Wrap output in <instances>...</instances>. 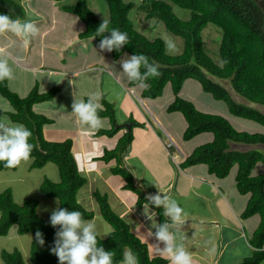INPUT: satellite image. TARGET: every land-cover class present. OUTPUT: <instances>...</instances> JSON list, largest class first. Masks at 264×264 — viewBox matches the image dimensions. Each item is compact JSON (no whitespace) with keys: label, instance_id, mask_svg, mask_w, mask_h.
<instances>
[{"label":"trees","instance_id":"obj_1","mask_svg":"<svg viewBox=\"0 0 264 264\" xmlns=\"http://www.w3.org/2000/svg\"><path fill=\"white\" fill-rule=\"evenodd\" d=\"M59 2L63 11L76 15L84 24V30L78 35L80 39L93 38L100 42L102 36H96V30L102 23L87 5L86 0H52ZM107 6L109 31L117 28L127 32L130 43L119 51L110 53L112 59H118L122 54L143 53L159 65L160 76L149 78L148 90L141 89V97L155 99L161 95L163 88L169 84L173 101L166 107L167 112H179L186 128L182 134L184 141L190 140L201 133H211L212 141L197 146L181 163V167L204 164L210 174L223 178L232 167H236L235 186L240 194H248L249 198L241 214L242 218L257 214L259 224L249 239L254 248L250 257L242 264H259L264 260V172L251 175L252 169L258 162L264 163V156L258 150L238 151L229 149V143L263 144L264 134L237 131L222 116L203 113L194 105L179 96L183 81L192 79L199 83L201 89L215 100L224 102L227 111L233 116L253 121L264 127V114L259 110L237 103L229 91L212 79L228 81L231 90L248 102L264 105V12L253 0H140L138 9L146 19L161 21L164 28L171 34L182 39L180 54L168 55L161 38L149 39L140 33L132 24L128 13L132 3L123 0H104ZM189 12L187 20H181L173 11L172 6ZM0 14L13 18L24 17V9L19 0H0ZM216 26L220 32L217 65L205 52L201 39V31L206 24ZM156 23H153L155 26ZM105 33L104 36H109ZM143 71V69H142ZM130 86H136L129 81ZM58 91L57 87L39 93L37 87L24 97H20L8 88L7 80L0 82V96L11 107L8 117L12 122L23 123L32 132L30 143L34 145L31 153V169H40L47 163L57 167L59 182L53 183L44 179L39 191L47 198L59 200L58 207L69 211L82 212L85 219L93 217L91 211L85 210L77 201V191L86 183V179L78 172L71 153V140L62 142L46 141L42 127L49 120L36 114L34 104L49 101ZM87 100V99H85ZM104 110L99 115L108 118L110 128L96 131V135L112 137L125 125L130 124L117 139L111 150H105L99 160L108 163L114 161L109 168L110 173L120 176L124 188L136 195L138 206L146 203V195L134 184L131 173L122 164V155L127 151L132 140V128L142 127L143 124L131 118L127 123L118 124L114 117L111 104L102 101ZM6 168L0 162L1 170ZM99 214L110 226L111 231L105 238L97 237L98 244L107 251L115 253L114 261L122 260L125 249H131L138 255L140 264H164L162 258H150L146 245L143 244L129 229V226L110 208L106 197L93 192ZM38 202L34 199H24L21 204L13 201L10 189L0 192V239L6 237L11 226L16 227L18 235L30 234L29 257L32 264H59L58 258L51 253L55 233L58 230L49 223L50 214L46 218L37 215ZM158 215V223L166 219L162 207L150 206ZM43 233L44 245L40 246L35 240V233ZM0 259L4 264H24L18 250L0 251Z\"/></svg>","mask_w":264,"mask_h":264},{"label":"crops","instance_id":"obj_2","mask_svg":"<svg viewBox=\"0 0 264 264\" xmlns=\"http://www.w3.org/2000/svg\"><path fill=\"white\" fill-rule=\"evenodd\" d=\"M19 1L24 9L22 19L36 20L40 35L26 49H11L13 60L17 57L20 59L13 63L15 78L12 84L7 81V85L20 97L25 96L34 85L39 93L51 87L58 88L51 100L34 104L32 110L49 120L42 127L46 141L71 140V153L78 172L86 179L81 187L85 188L82 198L90 202V208L86 209L80 203L81 188L76 193V201L93 213L89 220L96 221L100 217L93 198V192H98L106 197L111 210L146 245L149 257L162 258L164 264H169L168 258L156 249L157 244L160 248L164 247L154 236L152 223L153 220L158 223L156 211L150 207L149 213L154 212L155 215L153 220L148 219L144 204L138 206L136 195L124 188V180L110 173L109 168L114 161L105 163L98 159L105 150L115 147L117 139L126 129H121L112 137L96 135V131L85 130L71 113L74 96L85 100L92 93H100V103L106 101L112 105L118 124L127 123L129 118L143 124L142 127L132 128V140L122 155V164L144 195L160 190L184 207L188 216L182 231L187 237L185 243L193 255V264H242L254 250L249 239L260 218L257 214L241 217L249 195L240 194L236 189V167H232L223 178L210 174L204 164L181 167L193 149L212 141L213 135L203 133L211 136H206L204 143L189 148L188 142L192 140L182 139V129H185L183 116L179 112L166 111L173 101L169 84L163 88L167 89L165 93L168 91L165 96H162V90L155 99L142 98L141 89L129 85L118 62L131 55L122 54L114 60L108 51L99 48L100 42L93 38L80 39L78 35L84 30L83 22L76 15L63 11L59 2ZM11 39L14 38L10 35L0 36V46L8 45ZM182 95L181 85L179 96L190 101L191 98ZM103 119L104 127L101 129L110 128L108 118ZM256 145L263 144L229 143V149L248 151L256 148ZM26 163L32 170L31 159ZM254 168L251 172L253 176L264 172V167L256 172ZM99 227L100 238H105L111 231L110 226L105 228L100 224ZM149 231L153 233L152 236L148 235ZM259 264H264V260Z\"/></svg>","mask_w":264,"mask_h":264},{"label":"clouds","instance_id":"obj_3","mask_svg":"<svg viewBox=\"0 0 264 264\" xmlns=\"http://www.w3.org/2000/svg\"><path fill=\"white\" fill-rule=\"evenodd\" d=\"M109 23L110 21L104 18L96 30V36L103 37L99 48L108 52L119 51L130 43L128 33L117 28L109 31ZM105 33L110 35L104 36ZM5 35H10L14 39H11L8 45L0 46V82L12 81L15 78L13 63L20 58L17 57L14 61L11 49L28 48L31 41L40 35V28L37 21L31 18H13L0 14V36ZM164 44L166 54H175L178 51L172 38H165ZM118 62L127 80L134 82L143 90L150 88L147 83L149 78L161 75L158 63L150 62V58L143 53L126 56ZM101 99L100 93L90 94L87 100L76 99L74 96L71 113L87 131H99L104 127V119L99 115V112L104 110L103 104L100 103ZM31 137V130L23 123L12 122L0 116V162H3L6 168H16L28 162L34 149V145L29 142ZM145 199L144 210L148 219L153 220L155 215L154 212L149 213L150 206L162 207L163 216L167 218L163 223H156L154 220L152 223L156 240L164 245L163 248H160L159 244L156 245L158 253L166 256L169 264H193V255L186 246L187 237L182 231L188 216L184 207L160 190L155 194H149ZM49 223L58 229L50 251L58 258L59 264H117L114 261L115 253L105 250L98 244L97 237L100 233L95 221L85 219L82 212L57 207L52 210ZM148 235L152 236L153 233L149 231ZM35 240L40 246L44 245L41 231H36ZM118 264H140V261L138 255L128 249Z\"/></svg>","mask_w":264,"mask_h":264},{"label":"rangeland","instance_id":"obj_4","mask_svg":"<svg viewBox=\"0 0 264 264\" xmlns=\"http://www.w3.org/2000/svg\"><path fill=\"white\" fill-rule=\"evenodd\" d=\"M123 1L125 3H128V2L132 3L133 7L129 11L128 16L132 24L134 25V27L140 33H142L149 39H153L157 37L161 38L163 42L165 38H172L177 45L178 51L175 54H168V55L180 54L182 50V39L180 37L175 36L171 34L170 32H168L164 28V25L161 21L157 19L144 18L143 12L138 9L140 0H123ZM253 1L256 2L260 6L262 11L264 12V0H253ZM86 2H87L89 9L93 11L95 16L100 21H103L104 18L106 19L108 18L107 6L104 0H86ZM172 8H173L174 13L181 20H187L189 18L188 11L180 9L174 5L172 6ZM153 23H156L155 26H153ZM220 36H221L220 30L216 26L210 23L206 24V26L201 31V39L203 42V46L205 47V52L212 59V61L216 63L217 65H219L220 63L219 56H218V44L220 41ZM212 79L220 83L221 85H223L229 91L231 97L233 98L235 102L255 108L264 114V105H258V104L246 101L241 96H239L238 94L234 93L231 90L228 84V81L216 79L213 77ZM8 82L12 84V81H8ZM33 87H37V86L36 85L32 86L30 90L28 91V93L32 90ZM165 90L167 89L163 90L162 96H165V94L168 92L166 91L165 93ZM13 92L16 93L15 91ZM28 93L24 95L26 96ZM182 93H183L182 95L183 97L191 98L189 100L192 102V104L198 111H201L203 113L216 114V115H220L224 117L229 122V124L237 131L242 130V131H247L249 133L264 134V127H262L261 125L253 121L242 119V118H239V117H236L230 114L227 111V108L224 102L215 100L211 97V95H209L208 93H205L201 89L197 81L192 80V79L185 80L182 84ZM63 95H64V92L62 91V96ZM159 102H162V101H159ZM10 108L11 107H9L5 99H3L0 96V116L6 117L9 119L7 113L11 111ZM183 120L182 122L184 123V127L186 128L185 126L186 122L185 120L184 121ZM174 128L178 130V127L176 124H174ZM184 130L182 129L183 132ZM206 136L209 137L211 136V134L206 135V134L201 133V135L191 138L190 140L192 141L188 142V147L191 148L201 143H204L206 141L205 140ZM255 147L256 148H254V150L260 151L264 156L263 145H256ZM263 167H264L263 162L256 163L254 172H256L257 170ZM17 177L19 179H17ZM44 179H48L52 181L53 183L59 182V175H58L57 167L54 164L47 163V165L42 167L41 169L29 170V167L27 163L25 162L13 170H1L0 171V192L5 189H10L12 193L13 201L17 204H21L24 199L37 200L38 205H37L36 213L39 217L46 218L52 212V210L58 207L59 203H57L56 198H47L39 191L40 184ZM84 192H85V188L83 187L79 191L80 203L86 209H89L90 202H87L88 200H85L84 197L82 198V194H84ZM76 198L78 199V197ZM95 223L97 227H99L100 224L102 226H105V228L106 226H109L102 219L101 216L97 218ZM30 241H31L30 234L27 233L24 235H18L16 234V227L11 226L8 231L7 236L0 239V251L1 250H6V251L18 250L21 253L24 264H32L30 262V257H29ZM126 250L128 249H125V251ZM0 264H4L1 261V259H0Z\"/></svg>","mask_w":264,"mask_h":264},{"label":"water","instance_id":"obj_5","mask_svg":"<svg viewBox=\"0 0 264 264\" xmlns=\"http://www.w3.org/2000/svg\"><path fill=\"white\" fill-rule=\"evenodd\" d=\"M125 127H126V129H129L130 128V124H126Z\"/></svg>","mask_w":264,"mask_h":264}]
</instances>
